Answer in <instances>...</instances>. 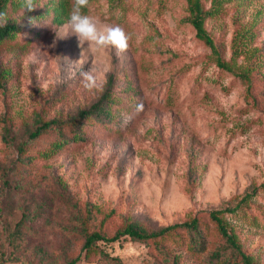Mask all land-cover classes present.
<instances>
[{
	"label": "rangeland",
	"instance_id": "rangeland-1",
	"mask_svg": "<svg viewBox=\"0 0 264 264\" xmlns=\"http://www.w3.org/2000/svg\"><path fill=\"white\" fill-rule=\"evenodd\" d=\"M34 3L10 0L0 12L19 25L0 40V264H241L214 209L264 264V0H223L205 21L214 48L197 35L188 0H89L83 13L101 30L121 26L129 47L85 42L75 64L74 0ZM89 69L92 89L81 77ZM111 77L108 111L75 121ZM51 118L79 124L83 138L53 152L57 128L28 139ZM194 217L202 242L179 228L84 246L95 230Z\"/></svg>",
	"mask_w": 264,
	"mask_h": 264
},
{
	"label": "trees",
	"instance_id": "trees-1",
	"mask_svg": "<svg viewBox=\"0 0 264 264\" xmlns=\"http://www.w3.org/2000/svg\"><path fill=\"white\" fill-rule=\"evenodd\" d=\"M10 0H0V12L3 10L6 3ZM189 2V9H190V19L193 23L196 33L199 37L204 38L213 48L214 46V40L208 30L205 27V21L207 17L213 15L214 13L218 12L221 3L223 0H213V5L210 8H205L203 5L202 0H188ZM19 29V25L15 21L8 20L6 21L3 26H0V40L4 39L6 37H9L13 35L17 30ZM217 51V50H215ZM217 62L222 68L230 69V65L221 58V56L217 57ZM243 76L246 74H242ZM112 82L113 78L109 80V86L108 88L101 94V96L94 101L89 107H86L82 110H80L76 116L75 121L83 120L88 118L89 116H93L96 114H102L108 111V104L112 98L111 91H112ZM71 123L73 126V134L71 136H67L66 133L63 130V125ZM50 128H57L59 130L60 137L58 140L55 141L53 146H51V152L58 150L59 148L64 147L67 143H69L71 140H78L83 138L81 126L79 124H76L72 122L71 120H59L58 118H51L48 120H43L40 122V124L37 125V127L32 130L29 134L28 139H34L37 138L39 135H41L44 131L50 129ZM27 140L23 141L20 145V150L23 151L25 149V146L27 144ZM236 205L235 207L229 208L233 211L237 209ZM228 209V208H226ZM225 211V209H214L211 211V217L213 220H215L219 226V229L221 233L223 234L226 245L225 248L229 247L232 249L233 253L236 255H240L241 264H257L254 262L252 257L249 253L245 252L241 246V243L237 239L236 233L231 230L229 227L226 219L223 217L222 213ZM179 228L187 229V231L192 233L193 239L196 240V242H202V231L200 230V221L198 217H194L190 220L180 221V222H174L172 224H168L166 226H163L157 230H148L145 227H142L138 225L137 223L131 222L128 223L125 227L119 228L113 235L107 236L103 234L100 231H92L86 234V240L84 243V246L86 248H91L98 240H117L125 235H129L130 237L134 239H157L159 237L166 236L168 234L173 233ZM201 240L198 241L197 237H200ZM105 255H108V252H105ZM215 257L219 258L221 256V250H216L214 252ZM78 257H75L71 259L67 264H75L77 262Z\"/></svg>",
	"mask_w": 264,
	"mask_h": 264
},
{
	"label": "clouds",
	"instance_id": "clouds-1",
	"mask_svg": "<svg viewBox=\"0 0 264 264\" xmlns=\"http://www.w3.org/2000/svg\"><path fill=\"white\" fill-rule=\"evenodd\" d=\"M88 4L89 0H74L69 11L68 23L71 25L72 33L77 36L82 49L81 58L73 61L74 64L82 59L85 42H88L90 46L95 45L97 47L113 46L119 52L126 51L129 47L130 37L121 26H108L101 30L97 26V20L83 13L82 9L87 8ZM23 6L28 11H33L37 7L34 0H24ZM5 23L6 17L0 13V26ZM30 23L34 24L33 19L30 20ZM81 77L85 88L92 89L96 86L97 78L92 69L81 72Z\"/></svg>",
	"mask_w": 264,
	"mask_h": 264
}]
</instances>
